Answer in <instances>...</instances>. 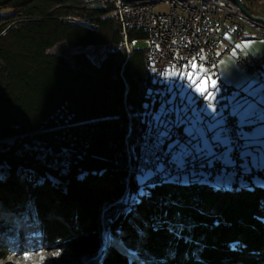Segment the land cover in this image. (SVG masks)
Masks as SVG:
<instances>
[{"label":"trees","instance_id":"1","mask_svg":"<svg viewBox=\"0 0 264 264\" xmlns=\"http://www.w3.org/2000/svg\"><path fill=\"white\" fill-rule=\"evenodd\" d=\"M102 13L76 0H0V200L10 208L32 198L46 237L90 257L105 228L124 232L153 264H264L263 185L232 188L203 174L138 183L137 137L170 124V93L166 83V97L149 87L144 51L132 45L144 33L129 29L128 54L121 27ZM60 44L104 53L49 52ZM8 137L19 140L3 143ZM33 142L46 149L43 159L21 147ZM99 262L129 264L113 247L86 264Z\"/></svg>","mask_w":264,"mask_h":264},{"label":"built area","instance_id":"2","mask_svg":"<svg viewBox=\"0 0 264 264\" xmlns=\"http://www.w3.org/2000/svg\"><path fill=\"white\" fill-rule=\"evenodd\" d=\"M82 1L86 6H100L111 8V17L120 27L124 37L127 53L131 51V44L127 43L129 29H139L144 33L145 47L142 49L147 62V77L149 87L154 92H162L163 97L168 96L165 87V72L181 71L189 62H196L210 73L212 79L217 81L219 89L215 100H205L199 93L191 95V103L197 111L204 109L206 103H212L222 119V128L226 134L229 160L215 156L209 165L208 157H193L184 160V167H180L176 159V151L171 147L175 140L187 141L188 135L177 126V113L174 108L167 111L170 124L165 127L162 120L150 126L137 137L135 152L134 174L150 172L144 183L156 179L158 176L188 177L203 174L208 178L225 176L230 173L234 182L241 180L249 183L254 179L264 180V167H248L245 171V159L241 157L246 143V133L249 124L239 125V117L233 114L231 97L236 88L219 78L217 64L225 54L231 51L232 46L227 45L218 51L221 38L220 31L239 35L245 29L253 31L257 36L264 38V25L245 16L232 0H76ZM164 2L168 9L163 12H154L152 7ZM248 10L247 3H242ZM249 11V10H248ZM251 13V12H250ZM256 16L255 14L251 13ZM63 21L77 22L78 18L67 16ZM91 26L90 18L82 19ZM240 68L249 74L258 77L260 74L259 59L256 57H236ZM215 91V90H214ZM153 100V97L151 98ZM173 104H182L183 100L178 94L170 99ZM243 127V132H241ZM128 149V148H127ZM214 153H219L222 146L214 144ZM128 170L132 171L129 162Z\"/></svg>","mask_w":264,"mask_h":264},{"label":"rangeland","instance_id":"3","mask_svg":"<svg viewBox=\"0 0 264 264\" xmlns=\"http://www.w3.org/2000/svg\"><path fill=\"white\" fill-rule=\"evenodd\" d=\"M239 1L241 3H247L249 12L255 14L256 16H260L264 18V0H239ZM97 9L102 11L100 8ZM167 9H168V5L164 2H159L152 7V11L154 12H163L166 11ZM254 35L256 34L254 33ZM256 41H260L261 42L260 44L264 48L263 37L256 39ZM132 45L134 48L143 49L145 47V40L139 39L133 41ZM78 50L84 51L94 59H97L99 56H101L104 53L103 48L95 47L93 45L76 46V47L68 48L64 44H60L53 47L52 49L49 50V52L54 53V52L66 51L72 53ZM237 66L239 69L243 70V68H240L238 64ZM194 88L196 89V86ZM192 114L193 117H191L190 119V125L188 126L187 131L195 130L196 131L195 135L196 137H198L195 139L196 140L195 148H199L204 151H207V149L205 148V144H207L210 149L211 146L210 141L212 139L208 135V130L212 128L211 127L212 125H210L209 121L203 122L201 116L197 113V111L193 110ZM197 117H199V121L197 120ZM18 140L19 139L15 137H8L3 140V143L13 144L18 142ZM21 147L33 154L38 155L42 159H43V154L46 152V149L43 148L37 142L23 143ZM127 150L129 151L130 149L128 148ZM53 163L54 164L57 163L56 160L53 161ZM150 174H151L150 172H145L144 174H138L136 176L138 183H143L145 179L148 176H150ZM6 175H7L6 167L0 168V178H4ZM20 175L21 177H28V178L33 177L32 171L26 169L20 170ZM230 179L231 181L227 185L228 187H231L232 184L234 183L232 176ZM153 181L154 179L151 182H147L146 184L153 183ZM253 181L264 186V180L254 179ZM243 183L244 181L241 180L239 182V185L241 186L243 185ZM12 201L13 203H11L10 208H8L4 206L3 202L0 200V249H2V255H0V264H86L90 259L96 258L98 254H100V258H102L103 254L110 247L113 248L114 246L117 247L113 240L110 241L113 238L123 241L124 247L132 249L137 257H140L144 260L145 264H153V262L156 261L154 256L149 254L139 244L130 242V239L126 237L124 232L117 230V236H116L111 234L105 228H103L101 231L102 243L103 240L105 243V239H108L107 244L112 243L113 246L112 245L107 246V244H105L104 246L107 247L103 248L101 244L100 248L97 250V255L93 257H90L87 252H78L72 250L70 249V247L65 245L64 237H52V238L46 237L41 227L42 223L35 211L32 198L22 197L18 201H15L14 199ZM134 214L136 217L139 218L138 213L134 212ZM129 222L131 223L132 220L130 219ZM144 222L146 221L144 220ZM19 252H21V254H18V256H20V259L12 261V256ZM122 252L125 253V257L128 256L126 252L124 251ZM126 258L128 260L129 257ZM10 260L12 261V263H8V261ZM99 264H104V263L99 262ZM259 264H262L261 260H259Z\"/></svg>","mask_w":264,"mask_h":264},{"label":"crops","instance_id":"4","mask_svg":"<svg viewBox=\"0 0 264 264\" xmlns=\"http://www.w3.org/2000/svg\"><path fill=\"white\" fill-rule=\"evenodd\" d=\"M221 38L218 45V51H222L227 45H231V51L223 56V58L217 64V72L219 78L226 83L233 85L236 88V92L231 97V107L234 106L237 101L247 100L249 103L255 105L252 109V114L250 116L244 117L246 124L250 125V129L246 133V143L243 151H251L256 153L264 161V48L260 44V41L256 39L261 38L254 35V32L245 29L243 33L239 35L231 34L224 29L220 31ZM251 42V43H248ZM240 44V48L235 46ZM241 56L244 58L256 57L259 59L260 64V74L255 77L249 74L246 70L239 69L236 62V57ZM175 71L168 70L165 72V83L167 84V90L170 93V98L174 94H178L183 102L182 104H172V108L175 109L177 113V122L182 123L183 130L188 135L187 141H181L175 147L176 159L177 161L186 160L193 157H207L206 152L197 153L196 151V131H187L190 125V119L193 117L192 111H197L191 103V95L193 93H198L195 90L196 84H193L186 76L188 72H199V67L193 70L190 64L187 65L183 70L175 72L177 75L173 76L171 73ZM205 75L210 76V73L206 70L205 73H201L200 76ZM196 77L194 76L193 79ZM199 83V80H197ZM209 85L211 81H208ZM201 87H203L201 85ZM209 91H214L209 87ZM255 93V94H253ZM206 95V93H205ZM211 111V109H209ZM241 111L237 110L235 114L241 118ZM201 116L202 121H209L212 125L211 129L208 130V135L212 139L210 150L212 152V158L215 156L223 157L226 161L229 160L228 156L225 158V153L228 150V145L225 143L227 140L226 134L222 128V119L218 117L217 121H212L210 117L203 113V110L197 111ZM214 144H219L222 146V150L219 153H214L212 146ZM190 152V156H186V153ZM248 167L253 166L251 164V158L245 160ZM260 167V166H253ZM231 174L228 173L225 176L216 177L213 181L217 184L227 186L231 181ZM246 183H243L245 185Z\"/></svg>","mask_w":264,"mask_h":264},{"label":"snow or ice","instance_id":"5","mask_svg":"<svg viewBox=\"0 0 264 264\" xmlns=\"http://www.w3.org/2000/svg\"><path fill=\"white\" fill-rule=\"evenodd\" d=\"M251 43V42H248ZM236 48H240L241 45L237 44L235 46ZM190 67L195 70L197 69V63L196 62H189ZM206 69L203 67V65H200L199 67V72H188L186 73V76L189 80H191V82L193 84H196V92H198L201 96L204 97L205 100H215L216 99V92L219 91L218 87H217V81L212 79L211 76L205 75L203 77L200 76L201 73H205ZM171 75L175 76L177 75V73L173 72L171 73ZM196 77L195 79H193V77ZM197 80H199V83H197ZM211 81V84L209 85L208 81ZM201 85H203V87H201ZM209 87L215 91H209ZM206 93V95H205ZM255 94V93H253ZM255 107V105L249 103L247 100L244 101H237L234 109H233V114H235V112L237 110H242L241 111V118L239 120V125H243L246 123L244 117L246 116H250L252 114V109ZM209 109H211V111H209ZM203 113L206 114L208 117L211 118L212 121H217V118L220 116L219 113L217 112L216 108L214 107V105L212 103H206L203 109ZM197 120L199 121V117H197ZM241 132H243V127H241ZM225 143H229L228 140H225ZM205 148L207 149V151H204L202 149L196 148L197 153H201V152H206V156L209 158V165H211L212 163V152L209 149L208 145L205 144ZM231 148H228L227 152L225 153V158H227L228 153L231 152ZM191 153L188 152L186 153V156H190ZM241 157L245 160H248V158H251V164L253 166H262L264 167V161H262L261 157H259L256 153L251 152V151H242L241 152ZM229 163H232L231 160H228ZM178 164L180 167H184V161L180 160L178 161ZM245 171L248 170V165L247 163L244 165ZM233 247H237L236 244H233Z\"/></svg>","mask_w":264,"mask_h":264},{"label":"bare ground","instance_id":"6","mask_svg":"<svg viewBox=\"0 0 264 264\" xmlns=\"http://www.w3.org/2000/svg\"><path fill=\"white\" fill-rule=\"evenodd\" d=\"M100 9L104 12V15H111V8H107L105 6H100ZM78 23H82L84 25L88 24L86 21H83L82 19H78L77 20ZM168 178V176H158L156 177V179H154L153 182H159V181H163V180H166ZM152 180H150L149 182H151ZM114 241L115 245L122 251L126 252L128 256L126 257H129L130 259L132 258H135L137 260V264H145L144 260L140 257H137L135 255V253L133 252L132 249H129L127 247H124V242L121 241V240H118V239H111L110 241ZM108 242V239H105V243L103 244V248L107 247V246H104L105 244H107ZM18 254H21V252L19 253H16L12 256V261L13 260H17V259H20V256H18ZM12 261H8V263H12Z\"/></svg>","mask_w":264,"mask_h":264},{"label":"water","instance_id":"7","mask_svg":"<svg viewBox=\"0 0 264 264\" xmlns=\"http://www.w3.org/2000/svg\"><path fill=\"white\" fill-rule=\"evenodd\" d=\"M236 5H237V7L239 8V10L245 15V16H247L248 18H250L251 20H254V21H256V22H258V23H260V24H262V25H264V18L263 17H260V16H254V15H252L248 10H247V8L239 1V0H232ZM95 6L97 7V8H100V5L99 4H97V3H95ZM74 23H78V22H74ZM78 24H81V25H84V24H82V23H78ZM87 26V25H86ZM129 171V170H128ZM131 172V171H130ZM129 172V173H130ZM207 177V176H206ZM218 177H221V176H218ZM216 178V177H215ZM210 179H214V178H210ZM244 183H246V182H244ZM240 185H239V182L238 183H233L232 184V188H235V187H239ZM103 244H104V240H103V243H102V246H103ZM113 246V244L112 243H108L107 244V246ZM114 248L116 249V250H118L121 254H123L124 256H125V253H123L120 249H118L117 247H115L114 246ZM128 262L130 263V264H134V263H136L137 264V262H136V260L135 259H129L128 258Z\"/></svg>","mask_w":264,"mask_h":264}]
</instances>
